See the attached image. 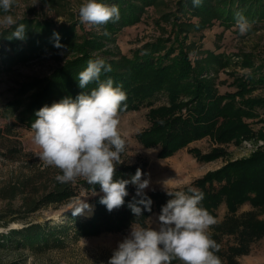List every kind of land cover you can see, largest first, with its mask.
I'll return each mask as SVG.
<instances>
[{
  "label": "rangeland",
  "instance_id": "1",
  "mask_svg": "<svg viewBox=\"0 0 264 264\" xmlns=\"http://www.w3.org/2000/svg\"><path fill=\"white\" fill-rule=\"evenodd\" d=\"M100 1L108 0H98ZM180 1L154 0L152 4L144 7L142 16L135 23L119 28L115 33L117 35L107 33L108 31L102 26L88 24L77 26L76 31L81 33L83 28L87 33L102 35L105 42L102 44V49L106 50L108 58L116 60H120L122 55H130L133 49L146 42L168 37L173 32L188 33L190 38L185 42V48L191 55L193 65L206 68L203 76L211 77L220 94L235 92L239 83L245 82L250 75L256 78L261 75L257 68L261 65L264 67V0H260L258 4L262 11L247 17L252 27L243 36L235 27V11L228 8L238 9L240 0H202L205 4L198 13L190 11L189 4L180 9ZM190 1L192 0H187ZM82 2L83 0H18L19 6H14L9 14L17 17L18 22L24 18H37L51 20L55 26H59L74 20L80 21L78 7ZM48 5L54 12L53 15H49L47 11ZM242 7L240 11L242 10L243 13ZM3 14L0 10V15ZM13 28L0 29V42L4 43L5 49L10 53L12 48L7 37L14 31ZM73 56L75 52L65 48L43 53L30 61H17L9 69L7 68L9 64L2 63L0 243L3 245L0 246V264H108L119 242H122L132 230L130 227L121 232L108 231L82 237H75L72 231L65 234H49L48 240L43 241V244L29 240L26 247L11 244L13 240L26 242L23 237H19L22 235L16 234L9 239L6 237L13 230L21 231L31 223L61 221L64 213L72 210L80 201L90 206L82 212L90 216L95 210V196L103 193L100 189L94 191L96 194L93 195V190L81 185L83 179H78L75 184L67 183V185L77 187L79 195L60 203L47 205L40 203L46 194L66 184H59L54 178L57 174H62L59 169L45 166L41 162L32 144L31 127L20 118L24 107L39 89L40 84L37 80L46 77ZM252 86L246 96L258 98L263 102L264 82H256ZM229 100L230 98L223 102ZM239 100L240 97L237 95L234 98L235 106L240 104ZM164 103L168 104L165 98L159 97L156 101L159 107ZM243 108L248 111V114L243 116V120L253 129L252 135L239 140L218 141L213 135L208 134L192 140L173 154L164 157L159 156L160 144L148 146L142 140L143 135L147 134L153 125L150 115L153 108L145 105L139 109L120 112L119 127L126 140V153L122 159L129 164L145 163L142 180L147 179L150 183L143 191L175 188H180L182 191L185 185H190L208 172L218 170L230 161L249 157L256 151L264 149V104ZM182 110L184 114L188 111L185 108ZM213 150L220 153L210 160L200 159L196 155L197 152L205 154ZM193 187L196 188L195 185ZM250 209H256L260 213V218H264V204L257 208L249 200L243 201L238 213ZM207 211L216 222H219L224 219L228 208L223 202L214 212ZM160 213L156 211L149 216L148 225L153 229L159 228ZM136 226L138 225L133 227ZM213 229L211 226L209 234ZM228 239L232 240V237L225 236L223 243L226 244ZM254 244L249 254L238 257L240 263L264 264V237ZM172 264H181V262L174 260Z\"/></svg>",
  "mask_w": 264,
  "mask_h": 264
},
{
  "label": "trees",
  "instance_id": "2",
  "mask_svg": "<svg viewBox=\"0 0 264 264\" xmlns=\"http://www.w3.org/2000/svg\"><path fill=\"white\" fill-rule=\"evenodd\" d=\"M259 1L240 0L238 9L228 8L233 9L235 13L238 11L242 13L240 9L243 5L242 14L249 18L255 12L262 11L258 6ZM153 2L154 0L102 1L109 6H118L120 11V19L117 22L109 21L102 27L108 31L107 33L115 34L122 26L135 23L142 16L144 7ZM187 4L190 11L198 13L203 9L205 2H202L199 7H194L192 1L181 0L179 8H185ZM18 23L26 25V38L9 40L11 53L5 49L4 43L0 42L2 50L0 69L2 63L9 64L7 66L9 69L17 61H30L53 50L69 48L75 52V56L64 61L46 77L37 80L40 84L39 89L24 107L20 117L29 127L37 118L35 113L42 107H50L64 98L75 100L82 92H90L98 87L97 82L94 81L85 89H81L78 74L86 69L90 59L102 57L107 64L111 65L112 71L108 73L102 71L100 80L111 78L114 86L122 85L127 95L124 102L126 107L122 106L120 112L139 109L145 105L153 108L150 112L153 125L147 134L143 135L142 140L148 146L160 144L159 156L173 154L192 140L208 134L213 135L218 141L239 140L253 134L251 126L243 120V116L248 114L243 107L264 104V101L261 102L258 98L246 96L252 89V84L264 82L263 65L257 68L261 72L260 76L256 78L250 75L245 82L239 83L238 90L235 92L220 94L211 77L203 76L206 68L193 65L191 55L185 48V42L190 38L188 33L173 32L168 37L146 42L133 49L130 55H122L120 60H116L108 58L106 50L102 49V44L105 43L102 35L87 33L83 28L81 33L76 31L77 26L82 24L80 21L74 20L55 26L51 20L24 18ZM54 33L59 34V47L56 46L57 40ZM237 95L240 97V104L235 106L234 98ZM159 97L165 98L168 104L167 102L160 104V107L156 105ZM228 98H230L229 101L223 102ZM184 108L188 110L185 114L182 113ZM124 153L126 152L124 151L121 155L122 162L116 165L114 181L130 180L138 168L143 174L145 172V163L129 164L122 159ZM218 153L220 152L213 150L205 154L197 152L196 155L200 159L210 160ZM81 185L93 191L101 189L99 184L91 185L85 180L81 182ZM194 185L205 194L200 207L214 212L221 203H226L228 212L223 220L213 225L214 229L210 236L219 245V251L215 254L219 256L221 264H242L238 257L249 254L254 243L264 237V218H260L259 211L250 209L238 213V208L243 201L249 200L257 208L264 204V149L256 151L249 157L230 161L218 170L208 172L190 185H185L182 191L187 192V189ZM126 187L128 196L124 198V205L111 212L100 203V199L105 194L99 193L95 196L96 206L90 216L82 213L73 215L72 210H67L61 221L31 223L21 231L13 230L6 237L9 239L16 234L22 235L19 237H23L26 242L13 240L11 244L26 247L29 240L43 244V241L48 240L49 234H65L72 231L75 237H82L108 231L121 232L135 225L147 228L150 227L149 216L153 212H161L162 206L174 198L167 194L168 190L143 191L141 196H137L135 185L129 183ZM177 190L180 188L170 191ZM78 193L77 187L66 184L46 194L40 203L47 205L64 202L79 195ZM145 197L152 201L151 212L144 209L143 205H138L142 209V215L137 218L128 205ZM225 236L232 237V240L228 239L226 244L223 243ZM1 245L3 244L0 243Z\"/></svg>",
  "mask_w": 264,
  "mask_h": 264
},
{
  "label": "clouds",
  "instance_id": "3",
  "mask_svg": "<svg viewBox=\"0 0 264 264\" xmlns=\"http://www.w3.org/2000/svg\"><path fill=\"white\" fill-rule=\"evenodd\" d=\"M202 0H192L194 7H199ZM18 0H0V29L14 27L8 40H24L26 25L18 23V18L11 13ZM49 15L54 12L47 6ZM78 16L82 24L103 26L109 21L117 22L120 11L116 5H106L98 0H83L78 7ZM235 27L241 36L246 35L252 23L242 13H236ZM59 47V34L54 33ZM102 71H112L105 59H90L85 70L78 74L79 87L85 89L90 83L97 82L98 87L90 92H82L75 100L64 98L44 106L35 113L37 117L31 123L32 144L37 156L45 166H52L62 174L54 178L61 184L73 183L78 179L88 184H99L105 194L100 203L111 212L124 205L128 196L127 185L137 188L136 195L141 196L149 187V180H142V171L138 168L130 180L113 179L116 165L121 163L126 140L120 131L119 113L127 99L122 85L114 86L108 78L100 80ZM96 193L93 191V195ZM170 199L162 206L158 216V230L152 227H132L130 234L119 242L108 264H172L179 260L181 264H221L219 245L209 234L215 219L200 207L205 194L195 187L187 192L167 191ZM152 201L142 198L129 203L132 213L139 218L143 205L151 212ZM90 206L80 201L72 211L81 214Z\"/></svg>",
  "mask_w": 264,
  "mask_h": 264
}]
</instances>
